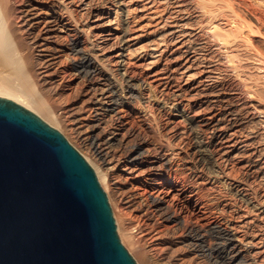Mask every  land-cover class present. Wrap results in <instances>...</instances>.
<instances>
[{
  "label": "bare ground",
  "instance_id": "1",
  "mask_svg": "<svg viewBox=\"0 0 264 264\" xmlns=\"http://www.w3.org/2000/svg\"><path fill=\"white\" fill-rule=\"evenodd\" d=\"M143 1L0 0V96L95 167L138 264H264V0L187 35Z\"/></svg>",
  "mask_w": 264,
  "mask_h": 264
},
{
  "label": "water",
  "instance_id": "2",
  "mask_svg": "<svg viewBox=\"0 0 264 264\" xmlns=\"http://www.w3.org/2000/svg\"><path fill=\"white\" fill-rule=\"evenodd\" d=\"M0 264H138L86 159L60 131L1 96Z\"/></svg>",
  "mask_w": 264,
  "mask_h": 264
},
{
  "label": "rangeland",
  "instance_id": "3",
  "mask_svg": "<svg viewBox=\"0 0 264 264\" xmlns=\"http://www.w3.org/2000/svg\"><path fill=\"white\" fill-rule=\"evenodd\" d=\"M138 1H141V3L140 4H144V3H146L147 1H143V0H138ZM195 1H197V0H170V2H171V5L169 6V8L167 7V8H165V6H166V3L164 4L163 2H157L156 4H154V8H152V9H147V10H141V12H137L138 14H139V17H141L140 19H141V22H143L144 24L146 23V18L145 17H147V16H149V18L147 17V19H152V17H158L160 14H157L159 11H165L164 13H169L170 15H172V17H173V20H175V21H177L178 23H179V25H180V28H177V30L176 31H178V33L179 32H181V30H182V32H185L186 34L185 35H187V34H189L190 32L191 33H194V32H197V31H199L200 29H202V28H206V27H208V26H204L203 25V23L205 24L206 22V20H204V18H206V17H203V15H201L202 13V9H198V8H196V6H195ZM152 6V5H151ZM163 9V10H162ZM200 10H202V11H200ZM178 11V12H177ZM179 12H182V13H179ZM140 14H141V16H140ZM142 14H143V16H145V17H143L142 16ZM147 16H146V15ZM150 15H151V17H150ZM203 17V18H202ZM142 18H143V20H142ZM145 18V19H144ZM155 20H153L152 19V22H154ZM201 23V24H200ZM147 24V23H146ZM155 24V23H154ZM154 24H152V25H154ZM200 24V25H199ZM152 25H149V27H148V29H150V31H152V30H154V28H159L158 27V24L156 25V26H152ZM182 25V26H181ZM146 26V25H145ZM152 26V27H151ZM174 26V25H173ZM184 26V27H183ZM201 26H203V27H201ZM198 27V28H197ZM200 27V28H199ZM176 28V27H175ZM196 28V29H195ZM188 31H190L189 33H187ZM209 34H208V31H207V36H208ZM213 49H212V51H214L213 53H212V56L216 59V60H222L223 59V61H224V57L221 55V53L220 52H218V50L220 49V46H215L214 44H213ZM219 48V49H218ZM217 52H216V51ZM216 53V54H215ZM176 56H178V55H176ZM217 56V57H216ZM183 63H184V61H183ZM225 61L224 62H221L219 65H220V67L221 68H223V69H225ZM25 107V106H24ZM27 108V107H26ZM27 109H29V108H27ZM29 110H31L32 112H34L35 114H37L40 118H42L47 124H49L51 127H53V128H55V129H57L58 131H60L56 126H54V125H52L51 123H49L47 120H45L43 117H41L38 113H36L35 111H33L32 109H29ZM61 132V131H60ZM62 133V132H61ZM63 134V133H62ZM64 135V134H63ZM65 136V135H64ZM66 137V136H65ZM67 138V137H66ZM68 139V138H67ZM70 142V141H69ZM71 143V142H70ZM72 144V143H71ZM73 145V144H72ZM74 146V145H73ZM75 147V146H74ZM76 148V147H75ZM77 149V148H76ZM78 150V149H77ZM79 151V150H78ZM80 152V151H79ZM80 154L86 159V161L89 163V165L94 169V171H95V173H96V175H97V172H96V170H95V167H93L92 165H91V163L87 160V158L80 152ZM97 178H98V180H99V182H100V184H101V181H100V179H99V176L97 175ZM102 186V185H101ZM102 188H103V186H102ZM104 189V188H103ZM115 217V216H114ZM116 220V219H115ZM121 238V237H120ZM123 243V242H122ZM124 244V243H123ZM125 246V245H124ZM126 247V246H125ZM127 248V247H126ZM128 250V249H127ZM129 251V250H128ZM130 252V251H129ZM132 255V254H131ZM133 256V255H132ZM136 260V259H135Z\"/></svg>",
  "mask_w": 264,
  "mask_h": 264
}]
</instances>
